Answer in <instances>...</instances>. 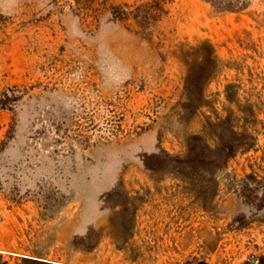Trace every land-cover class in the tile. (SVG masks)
Wrapping results in <instances>:
<instances>
[{"label":"rangeland","instance_id":"rangeland-1","mask_svg":"<svg viewBox=\"0 0 264 264\" xmlns=\"http://www.w3.org/2000/svg\"><path fill=\"white\" fill-rule=\"evenodd\" d=\"M264 263V0H0V264Z\"/></svg>","mask_w":264,"mask_h":264},{"label":"trees","instance_id":"trees-1","mask_svg":"<svg viewBox=\"0 0 264 264\" xmlns=\"http://www.w3.org/2000/svg\"><path fill=\"white\" fill-rule=\"evenodd\" d=\"M260 264V263H259ZM261 264H264V263H261Z\"/></svg>","mask_w":264,"mask_h":264}]
</instances>
